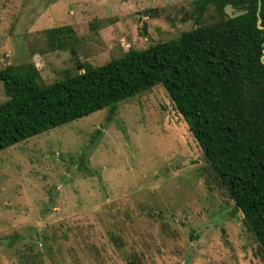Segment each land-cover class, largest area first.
I'll return each instance as SVG.
<instances>
[{"label": "rangeland", "instance_id": "1", "mask_svg": "<svg viewBox=\"0 0 264 264\" xmlns=\"http://www.w3.org/2000/svg\"><path fill=\"white\" fill-rule=\"evenodd\" d=\"M195 1L0 0V70L49 85L75 56L101 66L220 19ZM242 218L161 85L0 150V264H264Z\"/></svg>", "mask_w": 264, "mask_h": 264}, {"label": "trees", "instance_id": "2", "mask_svg": "<svg viewBox=\"0 0 264 264\" xmlns=\"http://www.w3.org/2000/svg\"><path fill=\"white\" fill-rule=\"evenodd\" d=\"M194 5L198 17L212 7L220 19L52 84L32 64L0 70V150L105 108L113 114L161 85L264 254V0ZM45 34L52 43L73 31Z\"/></svg>", "mask_w": 264, "mask_h": 264}, {"label": "water", "instance_id": "3", "mask_svg": "<svg viewBox=\"0 0 264 264\" xmlns=\"http://www.w3.org/2000/svg\"><path fill=\"white\" fill-rule=\"evenodd\" d=\"M259 9H260V2L258 3V12H259ZM260 21H261L260 17L257 16V27H258V29L264 30V27H262L260 25ZM73 55L75 56V53H73ZM75 62H76V65H77V69L80 71V73H82L83 72L82 65L79 62V58L76 57V56H75Z\"/></svg>", "mask_w": 264, "mask_h": 264}]
</instances>
